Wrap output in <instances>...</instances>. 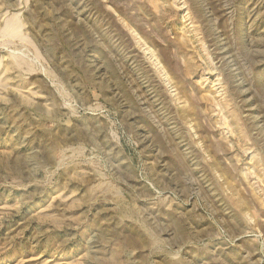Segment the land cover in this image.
Masks as SVG:
<instances>
[{
	"label": "rangeland",
	"instance_id": "1",
	"mask_svg": "<svg viewBox=\"0 0 264 264\" xmlns=\"http://www.w3.org/2000/svg\"><path fill=\"white\" fill-rule=\"evenodd\" d=\"M0 264H264V0H0Z\"/></svg>",
	"mask_w": 264,
	"mask_h": 264
}]
</instances>
